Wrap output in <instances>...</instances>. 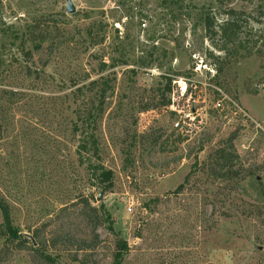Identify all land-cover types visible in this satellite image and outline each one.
I'll return each instance as SVG.
<instances>
[{
    "label": "rangeland",
    "instance_id": "1",
    "mask_svg": "<svg viewBox=\"0 0 264 264\" xmlns=\"http://www.w3.org/2000/svg\"><path fill=\"white\" fill-rule=\"evenodd\" d=\"M67 1L0 0V197L21 234L7 242L0 216V264H264V46L228 55L204 23L233 8L234 45L257 41L264 0H71L73 13ZM163 76L198 85L189 136ZM215 87L249 117L217 110ZM231 137L232 178L216 179Z\"/></svg>",
    "mask_w": 264,
    "mask_h": 264
},
{
    "label": "trees",
    "instance_id": "2",
    "mask_svg": "<svg viewBox=\"0 0 264 264\" xmlns=\"http://www.w3.org/2000/svg\"><path fill=\"white\" fill-rule=\"evenodd\" d=\"M227 17L224 18L221 22H218L214 16H210L209 14L205 15L204 23H205V30L208 33V35L211 37V40L214 41L216 36H219L218 41L214 42V46L220 50L224 51L226 54H233L237 53V50L239 48L247 49V53L251 52L255 46H258V41H261L262 46H264V29L261 30L260 33V39L257 41L252 42L251 38H247L244 42L238 41L240 46L234 45L238 39V35L240 34V31L243 29V25L241 24V17L240 12L237 10L231 8L226 11ZM217 40V39H216ZM253 43V44H252ZM229 45H234V48H230ZM239 47V48H237ZM237 48V50H234ZM234 51H233V50ZM260 47L257 48V51ZM210 56H213V52H209ZM222 68L218 67V70L220 71ZM163 78L166 80V91L169 93L172 90L173 85V79L167 76H163ZM164 104H169V95L165 98ZM225 144V143H224ZM89 143L86 141H83L79 144V148L83 149L85 152L89 150L88 148ZM78 148V149H79ZM90 149L92 150V155H98L99 148H98V141L95 138H91V146ZM234 145H233V137L229 138L227 140V144L225 146H222L219 148L216 152V156L213 158L215 159L213 161V164H211V168L209 169L210 175L220 179H229L232 178V169L233 165L232 162L237 157L234 154ZM80 160H84L83 157H80ZM91 168H93V172L95 177L97 176V173H99L98 177L100 178L99 182H102L104 188H110L112 186V177L113 172L111 170L105 169L103 165L95 164L91 165ZM191 174H188L184 180V183L180 184L177 189L174 191L176 193H181L185 188V183L189 181ZM85 205L87 207H91L92 211L96 212L97 208L90 206V203L88 202V199H85ZM0 216H1V226L3 229V235L6 238L7 242H20L21 241V234H19L18 230L16 229L15 225L13 224L12 214L10 210L9 204L0 197ZM93 232L94 235L98 237L97 234V224L95 223L93 226ZM110 230L113 231V228L110 227ZM117 245L120 249V254H116V259L120 258V255L122 251L126 248L127 243L125 240H118ZM81 249V248H80ZM87 249V248H86ZM4 248L0 249V260H1V254L3 252ZM46 260H48L52 264H60V262L56 261L55 258H53L51 255L46 254L45 255ZM119 263V262H118Z\"/></svg>",
    "mask_w": 264,
    "mask_h": 264
},
{
    "label": "built area",
    "instance_id": "3",
    "mask_svg": "<svg viewBox=\"0 0 264 264\" xmlns=\"http://www.w3.org/2000/svg\"><path fill=\"white\" fill-rule=\"evenodd\" d=\"M206 62L202 61L200 63V68L203 66L206 68L207 76L209 75L212 78H216V70L213 65H205ZM198 70V68H196ZM208 76V77H209ZM172 90L169 95V104L168 109L175 112L178 118L174 122V127L177 132L182 136H189L192 132L193 127H198V124H202L203 120H197L198 118V109L195 108L194 103L196 104L199 101V98L196 97L197 84L195 80L190 76H181L173 80ZM215 91L218 94V97L215 100L214 107L217 110H224V102L228 101L232 105L236 112L242 113L244 117H249L247 112L240 108V106L233 101L227 94L223 92L221 88L215 87ZM202 96L200 95V98Z\"/></svg>",
    "mask_w": 264,
    "mask_h": 264
},
{
    "label": "water",
    "instance_id": "4",
    "mask_svg": "<svg viewBox=\"0 0 264 264\" xmlns=\"http://www.w3.org/2000/svg\"><path fill=\"white\" fill-rule=\"evenodd\" d=\"M67 11L70 13H73L75 11V8H74L71 0L67 1ZM102 196H103V193H100L98 196V200H100L102 198Z\"/></svg>",
    "mask_w": 264,
    "mask_h": 264
}]
</instances>
